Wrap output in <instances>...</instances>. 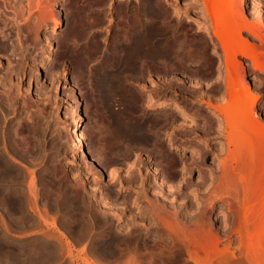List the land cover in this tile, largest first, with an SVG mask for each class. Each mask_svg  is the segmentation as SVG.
Here are the masks:
<instances>
[{
	"label": "rangeland",
	"instance_id": "obj_1",
	"mask_svg": "<svg viewBox=\"0 0 264 264\" xmlns=\"http://www.w3.org/2000/svg\"><path fill=\"white\" fill-rule=\"evenodd\" d=\"M74 1H75V3L73 2V0L72 1L71 0H60V5H59L58 10L60 9V13L63 16V20H62L63 25L59 26L57 31L53 30L54 29L53 23L48 24V26L45 29L44 28L41 29L38 36H37V43H39L38 42V40H39L40 46L35 45V47L38 46L37 49L35 48V50H34V44L31 41H27L25 43V37L24 36H19L18 38L16 36H14V40H16V43H19L20 50H22L23 53L27 52V54H31V56H30V60H28L24 66L25 75L23 76V78L19 79V78H17V76H15L16 80L13 79L12 81H14V82L10 81L7 84L6 88H9L12 85L11 86V88H12L11 92L12 93L8 94L3 90V88H0V91L2 90V92H0V94L2 93L0 95V105H1V108H0V110H1L0 111V130L2 129V132L6 133L7 136L9 134L8 137H10L12 134L16 137L17 135L14 132H15V129L18 127L17 125H19V128H20V127L24 126L23 123L26 124V123H29L32 121L31 123H29L30 125L27 124V126H25L26 128L23 127V128L19 129L20 135L18 137H16L17 139L16 138L15 139L18 142L23 141V138L25 137V139H27V137H29L28 135L30 133L31 135L28 138V140L31 139L29 141H32V142H30L29 148H30V146H33L32 148H34V146L36 145L34 149L31 148L32 149L31 151L32 152L35 151L36 153L31 152L32 156H30L29 153L27 155H25V157H22L21 155L16 156L15 155L16 151L14 150L15 149L14 146H13L14 149L10 147V146H12V143L10 141H12L11 137L13 135L10 138L6 139L7 141H8V139L10 140V141H8V145L10 144L9 148H11L10 150L6 149L4 151V153H6V155H7V156L5 155L7 158V159L5 158V160H8L6 163H8V162H9V164L11 163L10 165H12V167L15 169V172H16V168H18L17 169L18 173L16 172L15 175H13L14 177L11 176L13 178V180L10 177V180L8 179L5 183H2L6 186H4V185L1 186L2 193L6 197V203L7 202L8 203H7V205H6V203L0 204V264H97V262H98V264H104V263L105 264H126L128 262L127 260H131V259H129V257H131V258L134 257V258L132 259V261H129L127 264H130V262L131 263L133 262L132 264H135V263L136 264H169L168 262H166V261H168V258H166V256H168L169 252L168 251L164 252V253L161 252L162 246L164 243H166V244H168V246L170 245L168 247V249H172L173 252L176 253L178 246L182 243L181 239H179L177 237L178 235H181V236L188 235L191 238H194L195 241H196V239L198 241V239L201 236H209V237H211V239H214L213 243L210 242V244H212V247H213V244L217 240L220 242L218 244L219 245L218 249H222L224 247V245H226V244L228 245L231 242L229 245H231V244L232 245L229 247V250L231 249L232 251L235 252L234 260L236 263H234V264H238L241 259L243 262H245V259H244L245 255H247V252L249 249H252L255 251V256L257 255V259H256V257L254 259L253 258L251 259L252 264H264V210H261L258 208L255 210L256 213L253 215V218L251 219L249 226H248V229H247L249 234L247 235V237H246V235L244 237L245 240H244V245H243L242 249L239 248V240H238L239 235L237 232V228L240 227V222H239L238 217H239V214H240V211L242 208V204L244 205V193H246V192H243V190H241V188H238V192H237L238 198L237 199L214 200L213 201L215 204L214 206L208 205L207 204L208 202H206L204 199H199L195 202L194 206L189 207L188 209L184 210L181 213L178 212V214H176V216L172 213V211L175 212L176 209H177V211H178V209L181 210V208L178 207L179 204H182V203H184V201L187 200V198H185L183 196H178L174 192L175 191L174 188L177 189V187H180L182 183L184 184L186 182V180L188 181V179H189L190 183L192 181V183H191L192 186H190L191 189H188V191L190 190L192 192V195L189 197V198H191V197H193L194 193H196L197 191H204V189L207 188V185H209V183L212 180L215 181V183H216L217 178H216V180L213 178L212 179L210 178L212 175V171L215 173L214 170H217L216 169L217 167L215 164L218 165V160H219L218 159L219 157L218 158L215 157V155H216L215 152L217 150H220L219 148L221 146L222 147L226 146V144H224V143H226V140L224 138L212 139L210 134L205 135L207 137L196 135L195 137H193L194 139L191 137H188V138H191V139H188L186 136H183L184 138L181 137L182 136L181 134H180L181 135L180 136L178 134L172 133L175 130V128H173V127H175V126L177 127V124L180 125L183 122H189L188 120L191 119L192 117L186 119L185 117H181L178 114L171 112L170 110H166V112H165V110H163L164 113H166V115H167L166 116L167 120L168 119L170 120L169 121L170 125L168 123L166 125L164 122L165 119L163 121L160 120V118H165V117H162V116L160 117L159 115H157L160 111L161 112H163V111L161 109H159V107L156 105L149 106L148 105L149 104L148 99L149 98L151 99V96L153 95L152 93L154 92L155 96H157L160 99L167 100L171 103L179 102L180 104L184 105L183 107L186 108V110L190 113L191 116H194V114L199 115V113L201 114L200 111L204 110V111H206V114L203 111L202 114H204V115L201 116L202 118L200 117L201 119L199 118V120H201L202 122L205 121L204 123H202L200 121L201 124H203V126L205 125V123L208 122L207 120H209V119H207V118H209V116L210 117L213 116V118H215V120H217V118H216L217 115L212 114L210 112L211 109L205 103H201V102L199 103V102H196L194 100V96L196 99L197 97L198 98L202 97V95H203L204 99H207L210 101L212 99L213 102H216V100L218 98L220 99L219 96H221V94L215 92L213 89V86H212L216 82L215 78L214 77H212V79H211V77L209 78L210 70L204 69V71H203V68H201V70H200V68L197 69L198 68L197 67L196 73H194V69H192L193 72H190L191 68H193V66L189 67L190 68L189 71H188L189 68L185 69V70H187V72L182 70L181 67H180L181 70L178 67L176 69L169 68V70H168L167 67L166 68L164 67L163 63L160 61V59L157 55H154L152 57L148 56L146 60H148V59H150V60L148 62L146 61L147 62L146 66H145L146 73H144V74H146L145 75L146 77L142 78L144 76L143 75L141 78L138 79V77L136 76V74H137L136 72H134L136 74H133V72H130L129 76H131V77H129V80L131 82L130 81H129L130 83L128 82V86L125 89L128 92L126 91V94H124L125 90H122L123 91V94H122L121 90H120V92H117V90H116L115 92H111L112 95H109V93L103 91L109 95V96L107 95L108 97L107 96L105 97L106 94L105 93L102 94L101 93L102 91H100L98 89V87H96V84H97L96 80L98 77V69H99L100 65H102L100 62L105 63L104 62L105 60H106V62H108L110 60H115V57L117 58L116 48L114 47V46H116V44H115L116 42L114 40H117L118 37H116V36H120V34L125 30L124 25L127 21L126 19H128L127 15L129 13H131V11H134V10L137 11L136 6H138L137 4H139V3L136 0L135 1H133V0H100V1H97V0H74ZM163 1L165 2V0H162L161 5L163 4ZM176 1L177 0H175V2H174V0H173L174 3H176ZM186 1L189 3H187ZM186 1L185 0H178V5H176V7L178 10L181 8L179 10L180 12H186L187 11L186 10L187 6H185L187 4H188L187 9L191 11V9L189 8V6H190L189 4L191 3V0H189V1L186 0ZM171 2H172V0H171ZM242 2H243L242 3L243 5H246L245 9L247 10L248 14L253 13L252 16L255 15V16L259 17L260 15L258 16L257 14H259L261 11H264V0H242ZM184 3H187V4H184ZM74 4H76L77 7ZM78 6H80L81 10H82V7H84L86 9V11L89 9L87 11L88 13L85 11V9H83L81 11L82 12L81 13L80 8ZM128 6H129V8H128ZM130 7H132V8H130ZM172 7H174V6H172ZM202 9H203L202 6L195 9V11L197 10L196 11L197 15L200 13V11H202ZM83 11H85V12H83ZM89 12H90V14H89ZM80 13H81V15H80ZM78 15L80 18L78 17ZM129 15H128V17H129ZM197 15L193 16V17H195L194 19H197V17H198ZM94 16L97 18V19L95 18L96 20L94 19ZM73 17L80 19V20H78V23L80 24V27H84V28H78V32H76V34L80 33L79 35L78 34L76 35L75 32L72 33L70 38H72V36H73V38L71 39V43H70L69 42L70 40L68 37L70 28H67L68 27L67 24L68 23L70 24L72 22L71 25L72 26L74 25V18ZM263 18L264 17H262V21H263V25H264ZM86 19H87V21L89 20V22H86ZM175 21H176L175 19L171 20L173 25H175V23H176ZM81 22H83V23H81ZM90 26H93V28H91ZM191 27H193V28H191ZM67 29H69V30H67ZM182 29L183 28L180 29V31L184 32V34L181 32L182 38L185 40L186 43H187V41L191 42L190 43L191 48H197V47L201 48L203 46H206L209 43V40L207 38H205V34L203 32H197L196 31L197 28L194 24H193V26L191 25L189 28H184L185 30H182ZM52 31H54V32H52ZM50 32H52V34H50ZM66 34H68V35H66ZM1 35L2 34H0V36ZM47 35H48V37H47ZM74 37H76V39ZM65 38L68 40L69 44L66 43L67 41ZM201 40H202V42H201ZM72 42L73 43L75 42V44L72 45ZM189 42L187 43L188 45H190ZM194 42L196 43V45ZM200 42L202 44H206V45L202 46V44ZM30 45H32L33 48ZM70 45H72V47ZM74 45H76V47H75L76 50L73 48ZM93 45L96 48H94V47H93L94 49L91 48ZM89 46H91V47L88 48ZM27 47L29 48V50L31 49L33 53H31V50L29 51ZM47 47L48 48L50 47V49H51L50 50L51 52H49L48 54L46 52L48 50ZM68 47L70 49L73 48V50L75 52L74 55H76L77 57H79L81 55L82 56L77 59V57L73 55V50L71 49L72 52H71V50L69 52ZM41 48H42V50L44 49L43 50L44 52L41 50ZM65 48H67L68 50ZM92 49L94 51L95 50L96 51L93 52ZM84 50L87 51V53H89L90 51L91 52L89 53V55L88 54L86 55V53L82 54L81 52H85ZM10 51H12V48L6 54L2 55L0 60L2 61V63L6 67L9 66V68H13V67L17 68L21 64V63H18L20 56L16 55V57H15L13 55V53ZM78 53L81 55H79ZM206 53L207 52H205V55H206ZM113 54L116 55L114 58H113V56H114ZM36 55L38 57L35 58ZM84 55L87 57L90 56L89 58L90 59L92 58L91 59L92 61H90V60L88 61L87 57H85ZM32 56H34V57L31 59ZM110 57L112 59H109ZM153 57H155L154 60L152 59ZM205 57H208V54ZM80 58H82L85 63L84 62H78ZM34 59L35 60L37 59V60L35 61ZM41 59L44 62L43 64L40 63ZM44 59H46L47 63L45 62ZM155 59H157V60L159 59L158 60L159 63L157 61H155ZM156 62L158 64H156ZM78 63H80V65ZM99 63H100V65H98ZM80 66H82L83 69ZM159 66H163V67L159 68ZM147 67H148V69H147ZM53 70H54V72L56 71L57 73L56 72L54 73ZM185 72H186V74H185ZM203 73H206V74H203ZM52 76H54V77H52ZM253 77H254L253 72L248 74V79L252 80L253 89H255V90L257 89L255 91V93H257V96L259 95V97H257L258 101L256 103V113H258V115H259L258 117H260L261 119H264V104H263L264 103V93H263L264 89L261 86V84H259L258 82H257L258 84L255 82L256 85H255V83H253ZM136 78L138 79V81ZM194 79H196V80H194ZM21 80H22V82H21ZM95 81H96V83H95ZM53 83L56 84V86H54ZM130 84H132V85H130ZM44 85H46V88L43 89ZM47 86H48V88H47ZM195 86H197V87L195 88ZM198 86L200 89L198 88ZM128 87H131V88H128ZM256 87H258V88H256ZM259 87L262 89L260 90ZM129 89H130V91H129ZM17 90H18L19 94H18ZM198 90H200L201 93ZM15 92H17V93H15ZM141 92H142V94H141ZM13 93L16 94V96H14ZM119 93H121V94H119ZM136 93L138 94V98H136L137 97ZM164 93H165V95H164ZM214 93H217V96L219 94V96L217 97L216 95H214ZM101 94L103 95V97ZM199 95H201V96H199ZM207 95L209 97H206ZM39 96H41V97H39ZM42 96H44V97H42ZM48 96H50V97H48ZM133 96H134V98H133ZM142 97L145 100H147L148 102L145 101ZM121 98L123 99V101H121ZM146 98H148V99H146ZM6 99H7V101H6ZM110 99H111V101H110ZM124 99H125V101H124ZM138 99H140V101H138ZM14 100H17L18 103H17V101L15 102ZM36 100L40 106L37 105ZM4 101L8 102L9 107H8V104H6ZM30 101H32L31 103L33 104V106L30 104ZM38 101H40V102H38ZM126 101H128V103L132 102L134 104L133 107H132L131 103H130L131 105L129 104V106H128V103ZM13 102H15V103H13ZM24 102H25V104L28 103L30 105V107L25 108L26 106H25V104H23ZM78 102H80V103H78ZM123 102L124 103L126 102V103L124 104ZM134 102L135 103L138 102L139 104H142L144 107L141 105H138V103L135 104ZM12 103L15 104L14 107H13ZM77 103H78V106L80 105L79 107L77 106ZM22 104H23V108L21 107ZM42 104H45V106ZM144 104H146V105H144ZM4 106H6L8 108V110ZM10 106H12V108H10ZM37 106L41 109L42 112L40 111V109ZM261 106H262V108H261ZM135 107H137V108L139 107V108L137 109ZM141 108H143V109H141ZM133 110H136L137 112H134ZM143 110H145V111H143ZM196 110H197V112H196ZM127 112L130 114L128 115ZM132 112L134 113V115L132 114ZM144 112H145V114H143ZM169 112L172 113L173 116H171V114ZM40 113H42V115ZM119 113H121L120 115H122L123 118L121 116H119ZM64 114H66V115L68 114L69 116H66ZM125 114H126V116L127 115L128 116L127 117L124 116ZM137 114H138V116H137ZM168 114H170V115H168ZM148 115H150V116H148ZM154 115L157 116L156 117L157 119L154 117ZM174 115L179 116L180 120L182 119V122L178 119V117H175ZM79 116H81V117H79ZM117 116H118V118L120 117L121 120L124 119V121L128 122V124L131 123L132 125H133L132 122H134L133 120L134 119L136 120L140 116L136 120V122H134V125L139 124L141 126L143 125L144 127L146 126L145 128H147V129L150 128V129H148L151 132L150 134H152V130H153V135H149V133H148L149 136H154V138L156 139L155 140L153 137H150L153 139V141L155 140L154 142H152L153 145H151V143H150V140L152 141V139L148 138V139L144 140L145 143L147 144V146L146 145L145 146L148 148V151L149 152L151 151L150 153H148L146 147H142L145 154H144L143 150H141L140 146H142V143H144V141L139 140L141 142V143H139L138 140H137L138 142H136V140L128 139L125 136H122L121 138L125 139L123 142H124V145H125V143H127L126 148L124 147V145L120 144V146L122 145L123 149L125 148L124 150L118 144H117L118 148L116 146L114 147V145L113 146L111 144H110L111 146L109 145V142H111L112 139L114 138L112 136L115 133L114 127H116L115 125L117 124V122H116ZM129 116H130V118H129ZM142 116H144V118ZM168 116H171V117L168 118ZM131 117H133L134 119H131ZM172 117H173V119H170ZM203 117L205 120L203 119ZM33 118H35V119H33ZM126 118H127V120H126ZM175 118L177 120H175ZM21 119H22V121H23V119L25 121L27 119H29V122L23 121V123H22V121L20 122ZM145 119H146V121L148 120V122H146ZM184 119L187 121H185ZM220 119H222V118H220ZM63 120H65V121H63ZM66 120L70 121L69 124L71 126L68 124V122L66 123ZM154 120L157 123L159 122V124H156L154 122ZM218 120H219V116H218ZM18 121L20 122V124H17V123H19ZM140 121L141 122L143 121L142 122L143 124ZM173 121H174V123H173ZM176 121L179 123H177ZM161 122H164V124L161 125ZM77 123H79V124H77ZM147 123L150 125L148 126ZM28 125H29V127H28ZM31 125H32V127H31ZM151 125H153L154 127ZM171 126H172V128H171ZM35 127H36V130H33V129H35ZM74 127L76 128V130L74 129ZM165 127L167 130L165 129ZM27 128L29 131H27ZM70 128H71V130H70ZM7 129H8V133H7ZM21 129H23V130H21ZM30 129H32V131H33L32 133L30 132L31 131ZM158 129L161 131H158ZM82 130H84V131H82ZM162 130H163V132H162ZM9 131H11V132H9ZM22 131H23V133H22ZM69 131H71L73 133H70ZM74 131L76 133H74ZM81 131L83 134L80 133ZM155 131L160 133L159 134L160 138L158 137L159 139L156 137L157 134ZM167 131H169V132L166 133ZM27 132H29V133H27ZM25 133L27 136H23V134H25ZM84 133H86V134H84ZM78 134H80V135L82 134L81 136H84V138L82 137V142L84 143V146L86 147V149H88L91 153L95 152L94 153L95 155L100 154L99 158H100L101 163L96 162V164H98V167H99L98 170L92 167L94 165L91 164V162H90L91 159L90 160H83V158L81 156L82 152L80 151L79 144L77 143V141H75V140H77L76 137ZM80 135H78V136H80ZM114 136H115V134H114ZM163 136H165V137L163 138ZM170 137L172 138V140L169 139ZM42 138L45 140H43ZM73 138H74V141H71V140H73ZM185 138H186V140H185ZM204 138H205V140H204ZM83 139H84V141H83ZM36 140H38V141H36ZM162 141H164L163 142L164 144L162 143ZM172 141H173V143H172ZM174 141H175V143H174ZM246 141H247V139H245V142ZM20 143L22 145H24L23 142H20ZM158 143L160 145L162 144L161 147H160V145L158 146ZM209 143H212L213 147L215 149L209 148L207 151H205L207 149V146L209 145ZM221 143H223V144H221ZM216 144H218V145H216ZM135 145L139 146V148L137 146L135 148L132 147ZM256 145L258 148V149L255 148V150H254V152H255L257 149V152H255L256 155H255V153H253L251 156V158L253 157V159H252L253 162H252V160H250L251 158H249V162H247V161L246 162L249 164L252 162L254 164V166L256 167L255 171L249 175V179L251 180V182H255V185H256L254 188L256 191L255 198L260 199L262 197V192H261L262 190L260 187L261 184L259 182L263 181V178H264V139L258 140L256 142ZM76 146H77V148H76ZM127 146H128V148H127ZM216 146H217V148H216ZM155 147L157 149L161 148L162 150H164L167 154L166 155L167 157L165 156L163 151L162 152H163L164 156L161 155L162 154L161 149L160 150L158 149V151H157V149L155 150ZM199 147H200V149H199ZM102 148H104V149L102 150ZM119 148L122 149V150L120 149V151L122 153L124 151L125 155H124V153L123 154L120 153V151L118 150ZM144 148L146 149V151ZM95 149H97V150L99 149L100 152L99 151L96 152ZM125 150L127 151V154H128L127 156H126ZM154 150H155V152L157 151V153H155ZM9 151H11L12 153L11 152L9 153ZM13 151H15V152H13ZM159 151L161 154L158 153ZM38 152H39V154H38ZM34 153H35V155L33 156ZM96 153H99V154H96ZM12 154L15 155V157H16L15 160L18 162L20 161L21 163H18L15 160H13L14 157L12 158ZM147 154H149V155H147ZM136 155L138 157L140 156V158L143 156L142 159L144 161V165H143V161L140 160V162L142 163L141 164L138 161V158H135ZM160 155H161V158H160ZM202 155H203V157H201ZM26 156H27V158L29 156L30 157L27 159ZM197 156L198 157L200 156L201 158L198 159ZM9 157H11V158H9ZM147 157H150L151 159L150 158L147 159ZM36 158H38V159H36ZM165 158H167V159H165ZM193 158H195V159L193 160ZM162 159H165V161H162ZM200 159H201L203 165L201 164V161H199ZM213 159L216 162L213 161ZM9 160H11V161H9ZM12 160H13V162H12ZM132 160H133V162H132ZM247 160H248V158H247ZM14 161H15V164H14ZM145 161H147V163ZM184 161L185 162L187 161V165H191V166L189 167L187 165H183V164H186ZM193 161H194V163H193ZM195 161H196V163H195ZM134 162L136 165H138V167L140 165V167L138 168L136 165H133L134 167L131 166V164H134ZM190 162H191V164H188ZM198 162L200 163V166L197 164ZM86 163H88V164H86ZM20 164H22V166ZM26 164H28V165H26ZM158 164H160L159 167H160V170H162L161 171V173H163L162 175L164 176L166 174L165 176H167V178H166L167 181L170 180L172 177V179L170 180L171 182L168 181V184H160L159 185V181L157 183L156 182L157 180L156 181H155V179L152 180L153 179V177H151L152 173L150 174V172H149L151 170L150 167H152L153 165H158ZM25 165H26V167H25ZM51 165H53V166L51 167ZM19 166H20V168H19ZM23 166H24V168H23ZM28 166H29V168H28ZM59 166H60V168H62L61 170H60ZM87 166H89L88 167L89 169H90V167H92L90 169L91 173L89 172L90 175L87 173L88 171H86V170H88ZM127 166H129V167H127ZM182 167H183V169L185 167L186 168L183 170ZM25 168H26L28 173L29 172L31 173V171L33 173L34 172L35 173L32 174V176H31V174L26 175L27 172H26ZM44 168H46L47 170L49 169L50 171L49 170L47 171ZM52 168H53V170H51ZM54 168H55V170H58V168H59V172L56 171L55 175L53 173ZM200 168H202V169H200ZM28 169L30 171H28ZM31 169H33V170H31ZM24 170H25V172H23ZM43 170H45V173H46V171L48 172V173H46L47 175H42ZM136 170H137V172H136ZM201 170L203 172H200ZM111 171L114 174L117 171L116 172L117 175L114 176L112 174V176H111L110 175ZM132 171H133V173H132ZM134 171H135V174H138L139 172L142 171L143 173L142 172L139 173V175H141V177L143 176L142 179L146 178V176L148 178L151 177L150 183H152L153 181L156 182L158 184L156 186L157 189L159 191H161V189H162L161 192L163 193L164 197H162L163 195L158 196V194L152 192L153 190L151 188L147 191L149 183L144 185V190H142L143 187H142V184H140V181L138 182L137 186L134 185L131 187V184H129L130 182L127 180V178H128L127 176L130 172H131L130 173L131 175H134ZM144 171H146V172H144ZM21 172H23L25 174L24 175L20 174ZM146 173L149 174L150 176L147 175ZM200 173H202V174H200ZM50 174H52V175H50ZM130 174H129V176H130ZM17 175L18 176L23 175L24 177L28 176V178H30V180L26 181L25 178H22L23 176L22 177L20 176L23 179L22 180V179H20V177H17ZM34 175H36V176H34ZM53 175H54V177L55 176H57V177H55L54 179H51L52 178L51 176H53ZM88 175H89V177L87 178ZM118 175L120 177L119 178L120 181L117 180ZM42 176L43 177L46 176L45 179ZM113 176H114V178H113ZM33 177H34V181L36 180L35 181V189L33 190L34 193L31 192L32 190L30 189V185H29V183L33 179ZM58 177H59V179L60 178L62 179V182H61V180H59V181L57 180ZM78 177L80 178V181L83 180V187L85 185L84 188L86 190L83 187H81L82 184L80 185V187L84 191L83 190L81 191L80 187L77 186L80 183ZM124 177H127V178H124ZM77 178H78V180H77ZM82 178H84V179L86 178V179L84 180ZM95 178L98 179L97 182H96ZM99 178L101 179V181ZM168 178H170V179H168ZM46 179H48V180L46 181ZM113 179H116V180H113ZM121 179H122V181H121ZM205 179L206 180L208 179L207 180L208 184L205 187L198 184V182H201ZM49 180L53 181V185L51 184V182L50 183L48 182ZM54 180L56 183H54ZM67 180H70V182H67ZM124 180H126V181H124ZM10 181H11V183H9ZM20 181H21V183H18ZM23 181H25V183ZM94 181H95V185L93 183ZM98 181H100V183H98ZM213 181H212L211 185L213 184ZM26 182H29V183H27V185H29V187L27 185H24V184H26ZM46 182H48V184H50V185H48ZM57 182H59V183H57ZM71 182H72V187L70 186L71 184H68ZM76 182H78V183H76ZM6 183H8V185ZM75 183H76V186L73 187V185H75ZM15 184H17V186ZM19 184H21V185H19ZM127 184L130 186H128ZM139 184H140V186L138 187ZM122 185H124V187ZM162 185L163 186L166 185V187L164 188V187H162ZM93 186H94V188H93ZM159 186H161V187L158 188ZM169 186H170V188H169ZM67 187L70 190H68ZM76 187L79 188V191ZM119 187H121V188L119 189ZM134 187H136V188H134ZM171 187H173V188H171ZM74 188H75V190L77 189L76 191H78V192H75V194H76L75 196L73 195V193H71V192H73ZM91 188H93V190ZM117 188H118V190H117ZM27 189H29V192L31 193V195H27V193H28ZM170 189H171V191L168 192ZM36 190L38 191V193ZM94 190H96V191H94ZM69 191H70V193H69ZM92 191L94 193H92ZM140 191H143V192H140ZM145 191H146V193H144ZM89 192L92 194H90ZM128 192L129 193L132 192L133 194L132 193L129 194ZM148 192H149V194H148ZM114 193H116L117 195ZM34 194H35V196H34ZM69 194H72V195H69ZM144 194H146V196H144ZM147 195H148V197H147ZM27 196H28V198H27ZM31 196L32 197L34 196L35 198L33 197L32 199H29V197L31 198ZM104 196L106 197L105 200H103ZM127 196L129 197V199L132 197L133 198L130 199V201H129ZM135 196L136 197L141 196L142 198L139 197V199H138V197L136 198ZM80 197H82V199ZM124 197L126 199H124ZM134 197H135V199H134ZM10 198H11V201H13L14 203H11ZM37 198H38V200H37ZM78 198L80 199L79 201H77ZM109 198H110V200L107 201ZM143 198H145V199H143ZM7 199H8V201H7ZM28 199L30 201L33 199L34 200L36 199V201L33 200V202L31 201L32 203H29V204H31V206L33 204L32 207L31 206L29 207V204L27 202V201H29ZM97 200H98V202H96ZM126 200H127V202H126ZM133 200H134V203L132 202ZM151 201H152V203H151ZM76 202H77V204L80 203L79 205H81L82 202L83 203L85 202V204L82 203V209H81L80 206L76 207V204H75ZM92 202H94V204ZM9 203H11V206L14 208H11ZM137 203H139V206ZM153 203L157 204L158 206L157 205L154 206L155 204H153ZM175 203L177 204V206L175 205ZM4 204L6 205V207L8 206L7 209L6 208L4 209V207H5ZM27 204H28V206H27ZM151 204L155 207V209H153V206ZM35 205H36V208H34ZM237 205L239 207H237ZM130 206H131V208L132 207L133 208L131 209ZM172 207H174V208H172ZM229 207H231V211L229 210ZM157 208L159 209L158 210L159 213L152 211V210L156 211ZM29 209H30V211H29ZM79 209H80V212L78 211ZM141 209H142V211H141ZM40 211H42V212L44 211L43 214ZM145 211L147 213H145ZM45 212H47L46 215H44ZM187 212L192 216L191 218H187V215H186ZM139 213H140V215H139ZM171 213L173 214L174 217H172ZM1 214L3 215V217ZM47 214H48V216H47ZM20 215H21V217H20ZM5 220H6V222H5ZM89 220H90V222H89ZM165 222L166 223L171 222L175 226L174 231H172V229H169L164 224ZM3 224H4V226H3ZM39 224H40V226H39ZM22 226H23V228H22ZM92 226L94 229L92 228ZM7 227H9V229ZM26 229H28V231H26ZM91 229L93 230L92 231L93 234L90 231ZM89 231H90V233H89ZM255 231L256 232L258 231V233L257 234L254 233ZM86 232H88L89 234ZM85 234H87V235H85ZM127 234H128V236H127ZM165 235H167V236H165ZM164 236H165V238H164ZM171 238H173V239H171ZM64 244L66 245L67 250H66ZM136 244H137V246H136ZM211 248H210V250H212ZM226 248H228V246ZM198 249H199V247H198ZM224 249H223V251H224ZM199 250H198V254L201 258L204 259V258L208 257V255H206L207 252L205 253L204 250L201 251L202 249L200 251ZM84 251H86V252H84ZM223 251H219V255L224 253ZM213 252L211 251L210 254L212 255ZM134 254H135V256H134ZM135 258H137V259H135ZM149 260H151V261H149ZM236 260H238V261H236ZM246 263L248 264L247 261H246ZM189 264H194V263L191 262ZM212 264H218V260L216 258H214V260L212 261Z\"/></svg>",
	"mask_w": 264,
	"mask_h": 264
},
{
	"label": "bare ground",
	"instance_id": "obj_2",
	"mask_svg": "<svg viewBox=\"0 0 264 264\" xmlns=\"http://www.w3.org/2000/svg\"><path fill=\"white\" fill-rule=\"evenodd\" d=\"M72 1V0H71ZM97 1H100V0H97ZM135 1V0H133ZM132 1V2H133ZM139 4H137L138 6H136L135 8L137 9V11H131V13H129V17L127 15V18L126 19V23H125V30L120 34V36H116L118 37L117 40H114L116 43V46H114L116 48V55H117V58L115 57L116 55L113 56V58L115 57V60H110L108 62H106V60L104 61L105 63H102L100 62L102 65H100V63L98 65H100L99 69H98V77H97V84H96V87H98V89L100 91H102L101 93H109V95H112L111 92H115L117 90V92H122L123 94V91L122 90H125L126 87L128 86V82L130 81L129 80V74L130 72H133V74H136V76L139 78H141L143 75L142 78L146 77L144 73H146L145 71V66H146V63L150 60H146L148 56H154V55H157L160 59V61L163 63L164 67L168 68H171V69H176L177 67L178 68H182V70L186 71L185 69H188L189 67L193 66V68H191V71L190 72H193L192 69H194V73H196V68L201 70V68H203V71L204 69H208L210 70L209 72V78L211 77H214L216 82L214 83L213 86V89L215 92L221 94V96H218L220 97V99L218 98L216 100V102H213L212 99L211 101L210 100H207V99H204L203 98V95L202 97H197L195 99V96H194V100L196 102H201V103H205L210 109H211V113L214 114V115H217V120H215V118L210 117L207 118L209 120H207L208 122L205 123V125L203 126V124H201V120H199V118L201 116H203L204 114H202V112L204 111H200L201 114L199 113V115H195L194 116H191L190 113L186 110V108H184L182 104H180L179 102H169L167 100H164V99H160L158 98L157 96H155L154 92L152 93L153 95L151 96V99L149 100L148 98V101L145 100L143 97V99L145 101H147L149 104V106H153V105H156L159 107V109H161L162 111L165 110H170L171 112L175 113V114H178L179 116L181 117H185L186 119L187 118H191L189 119L188 121L189 122H182V119L180 120L179 116H175V117H178V119L181 121L180 125L177 124L179 122H177V127H173L175 128V130L172 132L174 134H178L180 135L181 137L183 136H186L187 138L188 137H195L196 135H199V136H205L207 134H210L211 135V138L212 139H217V138H224L226 140V146L224 147H220L219 149L220 150H217L215 153V157L218 158V165H216V169L217 170H214L215 173L212 171V175H211V179H215L217 178L216 180V183L215 181H213V184L211 185L212 181L209 183V185H207L208 183V179L206 180H203L201 182H198V184H200L201 186H206L207 185V188L204 189V191H195L196 193H194L193 197L189 198L191 195H192V192L188 189H191L190 186L191 183L189 182L190 180L188 179V181L186 180V182L183 184H181L180 187H177L174 188L175 189V193L178 195V196H183L185 198H187L186 201H184V203L182 204H179L178 207L181 208V210L177 209L175 210V212L172 211V213L176 216V214L181 213L183 212L184 210L188 209L189 207L191 206H194L195 205V202L199 199H204L206 202H208L207 204L210 205V206H214V200H223V199H230V200H233V199H237L238 196H237V192H238V188H241V190H243V192H246L244 193V205L242 204V208H241V211H240V214H239V222H240V227L237 228V232H238V235H239V248L242 249L243 245H244V240H245V235L247 237V235L249 234L248 232V226H249V223L251 221V219L253 218V215L256 213L255 210L258 208V209H261V210H264V178H263V181L259 182L261 185V192H262V197L260 199H257L255 198V195H256V191H255V182H251V180L249 179V175L252 174L254 171H255V166L254 164L252 163L253 162V157L251 158L252 154L257 152V145H256V142L258 140H262L264 139V119H261L260 117H258V113H256V103H257V97H259V95L257 96V93H255V89H253V84H252V80L251 79H248V74L250 73H254V77H253V83H259L261 84V86L263 87L264 89V25H263V21H262V17H264V11H261L259 14H257L259 17L253 15L252 14H248L247 10L245 9L246 8V5H243L242 3V0H191V3L189 4V8L191 9L188 10L187 7H188V4L189 2H186L187 3H184V4H187L185 6L186 7V12H180L179 10L177 9L176 5H178V0L175 2H171V0H165V2L163 1V4L161 5V1L162 0H136ZM189 1V0H188ZM73 2L75 3V1L73 0ZM63 4V3H62ZM72 4V3H71ZM78 4V3H77ZM135 4V3H134ZM59 5H60V0H0V34H2L0 36V58L2 57V55L6 54L11 48H12V52L13 55L16 57V55H19L20 56V59L18 60V63H21L19 65V67H13V68H9L6 67L2 61L0 60V88H3V90L6 92V93H12L11 91V86L9 88H6L7 84L12 81L13 79L16 80L15 76H17V78H23V76L25 75V69H24V66L25 64L27 63L28 60H30V56L31 54H27L26 53H23L22 50H20V46H19V43H16V40H14V36H16L17 38L19 36H24L25 37V43L27 41H31L33 44H34V50L35 48L37 49L38 46L35 47V45H39L40 41L38 40L39 43H37V36L40 32L41 29H45L48 24L50 23H53V30L57 31L59 26H62L63 23H62V20H63V16L61 15L60 13V9L58 10L59 8ZM76 5V4H74ZM73 6V5H72ZM174 6V7H172ZM200 6L203 7L202 11H200V13L197 15V10L195 11L196 8H199ZM61 7V6H60ZM77 7V5H76ZM80 8V6H78ZM78 8V9H79ZM129 8V6H128ZM132 8V7H130ZM257 8V7H256ZM66 9V8H65ZM85 9L84 7H82V10ZM259 9V8H258ZM81 8H80V12L82 11ZM89 10V9H88ZM87 10V11H88ZM131 10V9H130ZM77 11V10H76ZM86 11V9H85ZM83 11V12H85ZM86 11V12H87ZM128 11V10H127ZM70 12V11H69ZM72 12V11H71ZM78 12V11H77ZM91 12V11H90ZM89 12V14H90ZM255 12V11H254ZM259 12V11H258ZM79 13V12H78ZM77 13V14H78ZM82 13V12H81ZM80 13V15H81ZM88 13V12H87ZM256 13V12H255ZM72 14V13H71ZM76 14V15H77ZM114 15V14H113ZM198 16L197 19H194L195 17L193 16ZM79 17V15H78ZM93 17V16H92ZM261 17V18H260ZM72 18V17H71ZM74 18V25L72 26L71 23L69 24L68 22V27L67 28H70V31H69V42L71 43V39L73 38H70L72 33L75 32H78V28H84V27H80V24L78 23V18ZM80 18V17H79ZM82 18V17H81ZM96 17L94 16V19ZM97 19V18H96ZM95 19V20H96ZM176 20L175 22V25H173V23L171 22V20ZM94 20V21H95ZM264 20V18H263ZM93 21V22H94ZM86 22H89V20L87 21L86 19ZM83 23V22H81ZM193 24L196 26L197 28V32H203L205 34V38H207L209 40V43L206 45V44H202V40H201V44L202 46L203 45H206V46H203L201 48L197 47V48H191V42L187 41V43L189 42L190 45H188L185 40L182 38V33L184 34V32L180 31L181 28H183L182 30H185L184 28H189L191 25L193 26ZM190 25V26H189ZM86 26V25H85ZM189 26V27H188ZM91 28H93V26H90ZM72 28V29H71ZM75 28V29H74ZM193 28V27H191ZM212 28V29H211ZM121 29V28H120ZM69 30V29H67ZM187 30V29H186ZM54 32V31H52ZM52 32H50V34H52ZM86 32V31H85ZM120 32V31H119ZM182 32V33H181ZM187 32V31H186ZM185 32V33H186ZM91 33V32H90ZM78 34V33H77ZM76 34V35H77ZM80 34V33H79ZM78 34V35H79ZM86 34V33H85ZM83 35V34H82ZM87 35V34H86ZM92 35V34H91ZM46 36V35H45ZM48 37V35H47ZM78 37V36H77ZM53 38V37H52ZM76 39V37H74ZM21 39V38H20ZM66 39V38H65ZM78 39V38H77ZM206 39V40H207ZM74 40V39H73ZM79 40V39H78ZM257 40V41H256ZM61 41V40H60ZM66 43L69 44L68 40L66 39ZM13 42V43H12ZM15 42V43H14ZM51 42V41H50ZM76 42V41H75ZM75 42L73 43L72 42V45L75 44ZM204 42V41H203ZM207 42V41H206ZM195 43V42H194ZM193 43V44H194ZM95 44V43H94ZM22 45V44H21ZM72 45H70L72 47ZM88 45V44H87ZM196 45V43H195ZM28 46V45H27ZM32 46V45H30ZM40 46V45H39ZM60 46V45H59ZM69 46V47H70ZM97 46V45H96ZM198 46V45H197ZM29 47V46H28ZM27 47V48H28ZM51 47V46H50ZM50 47L48 48L47 47V54L49 52H51L50 50ZM68 47V48H69ZM76 45H74V49H75ZM91 46H89L88 48H90ZM94 45L91 47L93 48ZM26 48V49H27ZM33 48V46H32ZM40 48V47H39ZM73 48H71L73 50ZM96 48V47H94ZM93 48V49H94ZM22 49V48H21ZM25 49V50H26ZM67 49V48H65ZM69 48V52L71 50ZM92 49V50H93ZM29 50V48H28ZM31 50V49H30ZM29 50V51H30ZM42 50V48H41ZM44 50V49H43ZM42 50V51H43ZM46 50V49H45ZM68 50V49H67ZM71 50V52H72ZM76 50V49H75ZM90 50V49H89ZM65 51V50H64ZM85 51V50H84ZM96 51V50H95ZM93 50V52H95ZM25 52V51H24ZM44 52V51H43ZM66 52V51H65ZM91 52V51H90ZM89 52V53H90ZM105 52V51H104ZM205 52L206 55L208 54V57H205ZM31 53L32 50H31ZM67 53V52H66ZM74 50H73V55H74ZM82 54L86 53V55L89 53H87V51L85 52H81ZM41 54V53H40ZM79 54V53H78ZM33 55V54H32ZM42 55V54H41ZM69 55V54H68ZM67 55V56H68ZM81 55V54H79ZM18 56V57H19ZM48 56V55H47ZM76 56V55H74ZM82 56V55H81ZM79 56V57H81ZM85 56V55H84ZM34 56L31 57V59L33 58ZM38 57L37 55L35 56V58ZM70 57V56H69ZM77 57V56H76ZM77 57V59L79 58ZM87 57V56H85ZM90 57V56H89ZM89 57H87V60L89 61H92ZM5 58V57H4ZM7 58V57H6ZM84 58V57H83ZM89 58V59H88ZM101 58V57H100ZM107 58V57H106ZM155 57H153L152 59L154 60ZM3 59V58H2ZM11 59V58H10ZM108 59V58H107ZM109 59H112L111 57ZM158 59V60H159ZM35 60V59H34ZM37 60V59H36ZM35 60V61H36ZM45 62H46V59H44ZM86 60V61H87ZM157 59H155V61H157L159 63ZM39 61V60H38ZM101 61V60H100ZM147 61V62H146ZM78 62H84L82 58L79 59ZM151 62V61H150ZM154 62V61H153ZM156 62V64H158ZM40 63H44L41 59V62ZM47 63V62H46ZM85 63V62H84ZM98 63V62H97ZM80 65V63H78ZM145 64V65H144ZM16 65V64H15ZM14 65V66H15ZM83 65V64H82ZM162 65V64H161ZM17 66V65H16ZM82 68V66H80ZM144 67V68H143ZM160 67H163V66H159ZM164 68V69H165ZM180 68V70H181ZM83 69V68H82ZM148 69V67H147ZM146 69V70H147ZM167 70V69H166ZM190 70V68L188 69V71ZM145 71V72H144ZM54 72V70H53ZM56 72V71H55ZM54 72V73H55ZM136 72V73H134ZM170 72V71H169ZM181 72V71H180ZM185 72V74H186ZM201 72V71H200ZM57 73V72H56ZM96 74V73H95ZM181 74V73H180ZM189 74V73H188ZM203 74H206V73H203ZM28 75V74H27ZM55 75V74H54ZM132 75V74H131ZM54 77V76H52ZM51 77V78H52ZM135 77V76H134ZM133 77V78H134ZM208 77V76H207ZM213 78V79H214ZM137 79V78H136ZM137 79V81H138ZM135 80V79H134ZM196 80V79H194ZM214 80V81H215ZM95 81V83H96ZM14 82V81H12ZM22 82V80H21ZM131 82V81H130ZM129 82V83H130ZM192 82V81H191ZM199 82V81H198ZM255 83V85H256ZM257 83V84H258ZM54 84V83H53ZM134 84V83H133ZM136 84V83H135ZM192 84V83H191ZM200 84V83H199ZM15 85V84H14ZM13 85V86H14ZM51 85V84H50ZM132 85V84H130ZM9 86V85H8ZM53 86V85H52ZM54 86H56V84H54ZM200 86V85H199ZM198 86V88H199ZM203 86V85H202ZM260 86V85H259ZM260 86V87H261ZM197 86H195L196 88ZM259 87V88H260ZM15 88V87H14ZM46 88V85L43 86V89ZM48 88V86H47ZM128 88H131V87H128ZM194 88V87H193ZM255 88V87H254ZM258 88V87H256ZM200 89V88H199ZM212 89V88H211ZM262 88H260L261 90ZM16 90V89H15ZM196 90V89H195ZM3 91V92H4ZM105 91V92H103ZM126 91L125 90L124 94H126ZM130 91V89H129ZM200 92V90H198ZM213 91V92H214ZM2 92V90L0 91ZM14 92V91H13ZM18 92V90H17ZM15 92V93H17ZM128 92V91H127ZM139 92V91H138ZM195 92V91H194ZM197 92V91H196ZM198 92V93H199ZM39 93V92H38ZM140 93V92H139ZM201 93V92H200ZM199 93V94H200ZM217 93H214V95L217 96ZM264 93V92H263ZM2 94V93H1ZM0 94V95H1ZM7 94V95H8ZM14 94V93H13ZM19 94V92H18ZM101 94V95H102ZM106 94V93H105ZM104 94V95H105ZM121 94V93H119ZM137 94V93H136ZM142 94V92H141ZM197 94V93H196ZM195 94V95H196ZM203 94V93H202ZM208 94V93H207ZM4 95V94H3ZM38 95V94H37ZM108 94L105 95V97L107 96ZM108 95V96H109ZM114 95V94H113ZM149 95V94H148ZM157 95V94H156ZM163 95V94H162ZM165 95V93H164ZM211 95V94H210ZM213 95V94H212ZM14 96H16V94H14ZM107 96V97H108ZM135 96V95H134ZM133 96V98H134ZM146 96V95H145ZM193 96V95H192ZM197 96V95H196ZM201 96V95H199ZM217 96V97H218ZM21 97V96H20ZM41 97V96H39ZM44 97V96H42ZM50 97V96H48ZM103 97V95H102ZM111 97V96H110ZM136 97V96H135ZM147 97V96H146ZM149 97V96H148ZM206 97H209L208 95ZM211 97V96H210ZM215 97V96H214ZM9 98V97H8ZM138 98V94H137V97ZM141 98V97H140ZM213 98V97H212ZM10 99V98H9ZM13 99V98H12ZM107 99V98H106ZM114 99V98H113ZM126 99V98H125ZM124 99V101H125ZM132 99V98H131ZM215 99V98H214ZM260 99V98H259ZM108 100V99H107ZM118 100V99H117ZM127 100V99H126ZM176 100V99H175ZM3 101V100H2ZM7 101V99H6ZM4 101L6 104H8V102ZM12 101V100H11ZM15 102L17 100H14ZM111 101V99H110ZM121 101H123V99L121 98ZM138 101H140V99H138ZM143 101V100H142ZM13 102V103H15ZM27 102V101H26ZM32 101H30V104L33 106V104L31 103ZM40 102V101H38ZM128 103V101H126ZM125 102V103H126ZM130 102V101H129ZM12 103V104H13ZM18 103V101H17ZM36 103H37V100H36ZM45 103V102H44ZM80 103V102H78ZM78 103H77V106H78ZM124 103V102H123ZM124 103V104H125ZM132 104V107H133V103L130 102ZM128 103V106L129 104ZM135 103V102H134ZM138 103V102H137ZM135 103V104H137ZM142 103V102H141ZM146 103V102H145ZM195 103V102H194ZM2 104V103H1ZM25 104V102L23 103ZM23 104H22V108H23ZM130 104V105H131ZM264 104V103H263ZM37 105H39L37 103ZM45 106V104H42ZM48 105V104H47ZM127 105V104H126ZM138 105H141L143 106L142 104H139ZM146 105V104H144ZM147 105V106H148ZM7 106V105H6ZM4 106V107H6ZM15 106V104H13V107ZM25 108H28L30 107V105L27 103L25 104ZM40 106V105H39ZM43 106V107H44ZM80 106V105H79ZM78 106V107H79ZM202 106V105H201ZM8 107H9V104H8ZM38 107V106H37ZM131 107V108H132ZM144 107V106H143ZM155 107V106H154ZM153 107V108H154ZM260 107V106H259ZM0 108H1V105H0ZM10 108H12V106H10ZM17 108V107H16ZM39 108V107H38ZM76 108V107H75ZM129 108V107H128ZM130 108V109H131ZM137 108V107H135ZM139 108V107H138ZM137 108V109H138ZM148 108V107H147ZM197 108V107H196ZM262 108V106H261ZM5 109V108H4ZM6 109L8 110V108L6 107ZM40 109V108H39ZM44 109V108H43ZM77 109V108H76ZM129 109V110H130ZM143 109V108H141ZM146 109V108H145ZM156 109V108H155ZM203 109V108H202ZM3 110V109H2ZM10 110V109H9ZM25 110V109H24ZM30 110V109H29ZM38 110V109H37ZM190 110V109H189ZM209 110V109H208ZM1 111V110H0ZM41 111V109H40ZM77 111V110H76ZM81 111V110H80ZM134 112H137L136 110H133ZM145 111V110H143ZM154 111V110H153ZM157 111V110H156ZM160 111V110H159ZM42 112V111H41ZM130 112V111H129ZM140 112V111H139ZM142 112V111H141ZM197 112V110H196ZM205 114H206V111H204ZM258 112V111H257ZM66 113V112H65ZM78 113V112H77ZM80 113V112H79ZM126 113V112H125ZM131 113V112H130ZM130 113L127 112V114L129 115ZM153 113V112H152ZM155 113V112H154ZM168 113V112H167ZM170 113V112H169ZM260 113V112H259ZM42 115V113H40ZM70 114V113H69ZM121 113H119V116H121L123 118L122 115H120ZM132 114L134 115V113L132 112ZM136 114V113H135ZM145 114V112L143 113ZM142 114V115H143ZM157 114V113H156ZM171 116H173L172 113H170ZM168 114V115H170ZM3 115V114H2ZM66 115V114H64ZM127 115V116H128ZM157 115H159L160 117H165V118H160V120H164L165 119V124L167 125V123L170 125L169 123V119L167 120L166 118V113L163 112H159ZM209 115V114H208ZM207 115V116H208ZM5 116V115H4ZM7 116V115H6ZM31 116V115H30ZM44 116V115H43ZM46 116V115H45ZM66 116H69L68 114ZM126 116V114L124 115ZM126 116V117H127ZM138 116V114H137ZM147 116V115H146ZM150 116V115H148ZM171 116H168L171 117ZM206 116V117H207ZM218 116H219V120H218ZM261 116V115H260ZM81 117V116H79ZM135 117V116H134ZM140 117V116H139ZM138 117V118H139ZM144 118V116H142ZM152 117V116H151ZM154 117L156 118L157 116L154 115ZM153 117V118H154ZM205 117V116H204ZM203 117V119H204ZM47 118V117H46ZM66 118V117H65ZM64 118V119H65ZM71 118V117H70ZM125 118V117H124ZM130 118V116H129ZM128 118V119H129ZM137 118V117H136ZM137 118V119H138ZM146 118V117H145ZM159 118V117H158ZM202 118V117H201ZM200 118V119H201ZM222 118V119H220ZM263 118V117H262ZM8 119V118H7ZM6 119V120H7ZM35 119V118H33ZM63 119V118H62ZM76 119V118H75ZM131 119H134L133 117H131ZM136 119V120H137ZM148 119V118H147ZM150 119V118H149ZM157 119V118H156ZM155 119V120H156ZM170 119H173L170 118ZM28 120V121H27ZM26 121L23 119L24 122H29V119H27ZM31 120V119H30ZM39 120V119H38ZM46 120V119H45ZM71 120V119H70ZM80 120V119H79ZM127 120V118H126ZM130 120V119H129ZM136 120L134 119L133 121L136 122ZM140 120V119H139ZM143 120V119H142ZM154 120V122H155ZM159 120V119H158ZM175 120H177L175 118ZM178 120V121H179ZM185 120V119H184ZM205 120V119H204ZM5 121V120H4ZM22 121V119L20 120V122ZM22 121V123H23ZM37 121V120H36ZM65 121V120H63ZM146 121V119H145ZM187 121V120H185ZM201 121V122H200ZM19 122V121H18ZM17 123V124H20ZM32 122V121H31ZM29 122V123H31ZM39 122V121H38ZM48 122V121H47ZM68 122L69 124V120L67 121L66 120V123ZM116 122L117 124L115 125L116 127H114L115 129V136L113 134L112 137H114L112 139L111 142H109V145L111 144L112 146L114 145V147L116 146L118 148V145L120 146V144L124 145V140L123 138H121L122 136H125L127 137L128 139H134L136 140V142H138L139 140L141 141H144L150 137H153L154 136H149V135H153V130H152V134H150L151 132L148 130L150 128H145L143 125H134V122L133 125L130 123L128 124V122L124 121V119L121 120V118L117 116L116 118ZM141 122V121H140ZM143 122V121H142ZM141 122V123H142ZM148 122V120L146 121ZM145 122V123H146ZM164 122H161V125L164 124ZM205 122V121H204ZM202 122V123H204ZM21 123V124H22ZM29 123H23L24 126H27V124ZM46 123V122H45ZM84 123V122H83ZM156 124H159V122H155ZM172 123V122H171ZM174 123V121H173ZM215 123V124H214ZM79 124V123H77ZM143 124V123H142ZM148 124V123H147ZM30 125V124H29ZM28 125V127H29ZM48 125V124H47ZM70 125V124H69ZM150 124H148L149 126ZM15 126V125H14ZM13 126V127H14ZM18 127L15 129V134L17 135L16 137H18L20 135L19 133V129L20 128H23V127H20L19 128V125H17ZM21 126V125H20ZM71 126V125H70ZM147 126V127H148ZM153 126V125H151ZM165 126V125H164ZM4 127V126H3ZM32 127V125H31ZM154 127V126H153ZM10 128V127H9ZM26 128V127H25ZM82 128V127H81ZM172 128V126H171ZM33 129V128H32ZM32 129H30L31 133L33 132ZM43 129V128H42ZM74 129L76 130V128L74 127ZM73 129V130H74ZM152 129V128H151ZM163 129V128H162ZM166 129V127H165ZM169 129V128H168ZM4 130V129H3ZM23 130V129H21ZM33 130H36V127L35 129ZM71 130V128H70ZM113 130V129H112ZM155 130V129H154ZM167 130V129H166ZM5 131V130H4ZM12 131V130H11ZM9 131V132H11ZM27 131L28 128H27ZM43 131V130H42ZM80 131V130H79ZM84 131V130H82ZM82 131L80 133H82ZM149 131V132H148ZM158 131H161L158 129ZM13 132V131H12ZM25 132V131H24ZM70 133H73L71 131H69ZM156 134H157V138L159 137V134L157 131H155ZM163 132V130H162ZM169 131H167L166 133H168ZM7 133H8V129H7ZM23 133V131H22ZM29 133V132H27ZM46 133V132H45ZM74 133H76L74 131ZM149 133V135H148ZM171 133V132H170ZM169 133V134H170ZM6 133L2 132V129L0 130V204L1 203H6V197L5 195L2 193V190H1V186L4 185L2 183H5L8 179L10 180V177L15 175V173L17 172V169L16 168V172H15V169L12 167V165L8 163H6L8 160H5L6 158V153H4V151L6 149H11L13 148L14 146V150L16 151V156L18 155H21L22 157H25V155H27L29 153L30 156H32L31 154L35 151H31L32 149L35 148H32L33 146H30L29 148V145H30V142L32 141H29L31 139L28 140V138L30 137V133H29V137H27V139H25V137L23 138V141H17L16 137L13 135H11V139L12 141H10L8 139V141H10L12 143V146H10L11 148H9V145H8V141L6 140L7 138H10L8 136L6 137L5 135ZM36 134V133H35ZM69 134V133H68ZM83 134V133H82ZM81 134V135H82ZM86 134V133H84ZM34 135V134H33ZM80 135V134H78ZM77 135V143L79 144V148H80V151L82 152V158L83 160H90L91 164L94 165L92 166L93 168L97 169L98 170V164H96V162H100V158H99V153H96V154H99V155H95L94 153H91L88 149H86V147L84 146V143L82 142V137L84 138V136H78ZM166 135V134H165ZM23 136H27L26 133L23 134ZM45 136V135H44ZM162 136V135H161ZM179 136V137H180ZM209 136V135H208ZM21 137V136H20ZM34 137V136H33ZM88 137V136H87ZM111 137V138H112ZM165 136H163L164 138ZM173 137V136H172ZM180 137V138H181ZM207 137V136H205ZM16 138V139H15ZM75 138V139H76ZM126 138V139H127ZM160 138V137H159ZM158 138V139H159ZM184 138V137H183ZM191 138H188V139H191ZM43 139V138H42ZM87 139V138H86ZM152 139V138H150ZM155 139V138H154ZM162 139V138H161ZM169 139L172 140V138L170 137ZM194 139V138H193ZM202 139V138H201ZM245 139H247V141L245 142ZM45 140V139H43ZM138 140V141H137ZM156 140V139H155ZM154 140V141H155ZM175 140V139H174ZM186 140V138H185ZM205 140V138H204ZM208 140V139H207ZM256 140V141H255ZM38 141V140H36ZM71 141H74V138L73 140ZM84 141V139H83ZM130 141V140H129ZM139 141V143H141ZM153 139L152 141L150 140V143L151 145H153L152 142H154ZM166 141V140H165ZM9 142V143H10ZM20 142H23L24 145H22ZM86 142V141H85ZM131 142V141H130ZM164 141H162L163 143ZM213 142V141H212ZM219 142V141H218ZM221 142V141H220ZM73 143V142H72ZM145 143V141H144ZM142 143V146L141 147V150H143L142 147H146L147 144L145 143ZM157 143V142H156ZM173 143V141H172ZM175 143V141H174ZM118 144V145H117ZM164 144V143H163ZM171 144V143H170ZM205 144V143H204ZM223 144V143H221ZM75 145V144H74ZM110 145V146H111ZM122 145L120 146L122 149ZM126 145L127 143H125L124 147L126 148ZM144 145V146H143ZM146 145V146H145ZM156 145V144H155ZM160 144L158 143V146ZM162 145V144H161ZM160 145V147H161ZM172 145V144H171ZM177 145V144H176ZM201 145V144H200ZM215 145V144H214ZM218 145V144H216ZM220 145V144H219ZM78 146V145H77ZM76 146V148H77ZM137 145L135 146H132V147H136ZM202 146V145H201ZM43 147V146H42ZM139 148V146H137ZM163 147V146H162ZM176 147V146H175ZM219 147V146H218ZM32 148V149H31ZM113 148V147H112ZM119 148L118 150L120 151ZM124 148V149H125ZM128 148V146H127ZM154 148V147H153ZM209 148H214L213 147V144L212 143H209V145L207 146V149L205 151H207ZM217 148V146H216ZM256 149V151L254 152V150ZM41 149V148H40ZM104 148H102L103 150ZM121 149V150H122ZM123 149V150H124ZM145 149V148H144ZM147 151H148V148L146 147ZM145 149V151H146ZM157 148L155 147V150ZM159 149V148H158ZM157 149V151H158ZM161 149V148H160ZM159 149V150H160ZM200 149V147H199ZM215 149V148H214ZM36 150V149H35ZM107 150V149H106ZM138 150V149H137ZM140 150V149H139ZM154 150V152H155ZM12 151V150H11ZM9 151V153L11 152ZM13 151V152H15ZM76 151V150H75ZM96 152H100V150L98 149H95ZM126 151V150H125ZM157 151L155 153H157ZM164 152L165 156L167 155L166 152L164 150L161 149V152ZM200 151V150H199ZM204 151V150H203ZM202 151V152H203ZM32 152V153H31ZM80 152V153H81ZM106 152V151H105ZM130 152V151H129ZM128 152V153H129ZM139 152V151H138ZM144 152V150H143ZM151 152V151H150ZM148 151V153H150ZM163 152L162 154L160 153V151L158 153H160L161 155H163ZM201 152V151H200ZM199 152V153H200ZM12 153V152H11ZM36 153V152H35ZM35 153L33 154V156L35 155ZM120 153H122L120 151ZM124 153V151H123ZM122 153V154H123ZM147 153V152H146ZM212 153V152H211ZM39 154V152H38ZM45 154V153H44ZM138 154V153H137ZM145 154V152H144ZM201 154V153H200ZM199 154V155H200ZM210 154V153H209ZM6 155V156H5ZM11 155V154H10ZM14 154H12V158L13 160H15V155L13 156ZM24 155V156H23ZM125 155V153H124ZM127 151H126V156H127ZM149 155V154H147ZM146 155V156H147ZM157 155V154H156ZM161 155H160V158H161ZM198 155V154H197ZM256 155V153H255ZM29 156V157H30ZM142 156V155H141ZM164 156V155H163ZM28 157V158H29ZM91 157V158H90ZM143 157V156H142ZM142 157L140 158V156L138 157L137 155L135 156V158H138V161L140 162L143 161ZM167 157V156H166ZM198 157V156H197ZM203 157V155L201 156ZM200 156L198 157L201 158ZM11 158V157H9ZM27 158V156H26ZM27 158V159H28ZM126 158V157H125ZM128 158V157H127ZM134 158V159H135ZM150 158V157H147V159ZM159 158V159H160ZM163 158V157H162ZM196 158V157H195ZM193 158V160L195 159ZM248 158V160H247ZM249 158H251L250 160H252V162L249 164L247 162H249ZM7 159V158H6ZM38 159V158H36ZM45 159V158H44ZM151 159V158H150ZM167 159V158H165ZM165 159H162V161H165ZM203 159V158H202ZM12 160V162H13ZM19 160V159H18ZM11 161V160H9ZM16 161V160H15ZM15 161H14V164H15ZM23 161V160H22ZM150 161V160H149ZM161 161V160H160ZM161 161V162H162ZM201 161V159L199 160ZM205 161V160H204ZM213 161H215L213 159ZM247 161V162H246ZM18 162V161H16ZM84 162V161H83ZM95 162V163H94ZM133 162V160H132ZM131 162V163H132ZM147 163V161H145ZM185 162V161H184ZM192 162V161H191ZM188 163V164H191ZM216 162V161H215ZM18 163H21L20 161ZM23 163V162H22ZM41 163V162H40ZM99 163V164H100ZM130 163V164H131ZM141 163V162H140ZM150 163V162H149ZM186 164H183V165H187V161L185 162ZM194 163V161H193ZM196 163V161H195ZM214 163V162H213ZM13 164V165H14ZM88 164V163H86ZM85 164V165H86ZM142 164V163H141ZM152 164V163H151ZM150 164V165H151ZM155 164V163H154ZM199 166H200V163L198 162L197 163ZM201 164L203 165L202 161H201ZM17 165V164H16ZM22 166V164H20ZM28 165V164H26ZM25 165V167H26ZM59 165V164H58ZM129 165V164H128ZM133 165H136L135 162L134 164H131V166ZM143 165H144V161H143ZM160 164L158 165H153L152 167H150V174L152 173V176L154 180L158 183L159 181V185L160 184H168V181L171 182L170 180L167 181V176H163L161 173L162 170H160V167H159ZM201 165V166H202ZM212 165V164H211ZM53 165H51L52 167ZM138 167V165H136ZM187 166H191V165H187ZM16 167V166H15ZM85 167V166H84ZM89 166H87L88 168ZM90 167V169L92 168ZM102 167V166H101ZM129 167V166H127ZM134 167V166H133ZM140 167V165H139ZM138 167V168H139ZM146 167V166H145ZM184 167V166H183ZM182 167V169H183ZM188 167V168H189ZM20 168V166H19ZM24 168V166H23ZM22 168V169H23ZM29 168V166H28ZM57 168V167H56ZM60 168V166H59ZM59 168L58 170H55L54 168V175H55V172L58 171L59 172ZM86 168V169H87ZM143 168V167H142ZM186 168V167H185ZM184 168V169H185ZM204 168V167H203ZM46 169V168H44ZM62 168H60L61 170ZM90 169L88 168V171L87 173L89 174L90 172ZM131 169V168H130ZM144 169V168H143ZM162 169V168H161ZM183 169V170H184ZM202 169V168H200ZM26 170V168H25ZM25 170L23 172H25ZM33 170V169H31ZM47 170V169H46ZM49 170V169H48ZM47 170V171H48ZM53 170V168L51 169ZM93 170V169H92ZM91 170V171H92ZM101 170V169H100ZM127 170V169H126ZM129 170V169H128ZM142 170V169H141ZM190 170V169H189ZM204 170V169H203ZM212 170V169H211ZM21 171V170H20ZM19 171V172H20ZM28 171H30L28 169ZM46 171V173H48ZM50 171V170H49ZM188 171V170H187ZM21 172L20 174H25ZM27 172V170H26ZM44 172V173H43ZM42 172V175H47L45 173V170H43ZM72 172V171H71ZM94 172V171H93ZM92 172V173H93ZM117 172V171H116ZM115 174L111 171L110 172V175L112 176V174L114 176H116L117 174ZM137 172V170H136ZM139 172V171H138ZM142 172V171H141ZM139 172V173H141ZM146 172V171H144ZM148 172V171H147ZM200 172H203L202 170ZM206 172V171H205ZM18 173V172H17ZM35 173V172H34ZM32 171L31 173L27 172L26 175H29L31 174H34ZM51 173V172H50ZM91 173V172H90ZM127 173V172H126ZM131 173V172H130ZM129 173V174H130ZM133 173V171H132ZM138 174H135V171H134V175H131L129 176L128 174V178L127 177H124V178H127V180L130 182L129 184H131V187L138 184V182L140 181V184H142V187L144 190V185H146L147 183H149V186L147 188V191L151 188L156 194L159 195H163V193L161 191H159L157 189V183L156 182H152L150 183V178H148L146 176V178H143L141 177V175ZM143 173V172H142ZM184 173V172H183ZM210 173V172H209ZM74 174V173H73ZM147 174V173H146ZM202 174V173H200ZM19 175V174H18ZM17 177H20L18 176ZM22 175V176H23ZM52 175V174H50ZM53 176H49L51 179H54ZM90 175V174H89ZM89 175L87 176V178L89 177ZM94 175V174H93ZM92 175V176H93ZM99 175V174H98ZM149 175V174H147ZM21 176V177H22ZM36 176V175H34ZM59 176V175H58ZM75 176V175H74ZM96 176V175H95ZM94 176V177H95ZM110 176V177H111ZM113 176V178H114ZM150 176V175H149ZM170 176V175H169ZM14 177V176H13ZM16 177V176H15ZM22 178H25L26 181H29L30 178H28V176L26 177H22ZM43 177V176H42ZM46 176H44L43 178L45 179ZM48 177V176H47ZM28 178V179H27ZM36 178V177H35ZM49 178V179H50ZM79 178V177H78ZM77 178V180H78ZM116 178V177H115ZM119 175H118V178L117 180L120 181L119 179ZM122 178V177H121ZM123 178V179H124ZM206 178V177H205ZM11 179L13 180V178L11 177ZM19 179V178H18ZM19 179V180H20ZM24 179V180H25ZM84 179V178H82ZM86 179V178H85ZM84 179V180H85ZM96 179V182H97V178ZM100 179V178H99ZM112 179V178H111ZM204 179V178H203ZM17 180V179H16ZM23 180V179H22ZM48 179H46L47 181ZM57 180H61L62 182V179L59 177L57 178ZM56 180V181H57ZM76 180V179H75ZM76 180V181H77ZM88 180V179H87ZM113 180H116V179H113ZM36 181V180H35ZM35 181H34V177L33 179L29 182H26V184L24 185H27V183H29L30 185V189L32 190L31 192L34 193V189H35ZM79 181H80V178H79ZM101 181V179H100ZM100 181H98V183H100ZM122 181V179H121ZM126 181V180H124ZM25 183V181H23ZM22 182V183H23ZM49 183L51 182V184L53 185V181H48ZM48 182H46L48 184ZM67 182H70V180H67ZM82 182V183H81ZM145 182V183H144ZM11 183V181L9 182ZM18 183H21L18 182ZM54 183L55 180H54ZM59 183V182H57ZM78 183V182H76ZM76 183L75 185H73V187L76 186ZM94 185H95V181L93 182ZM8 185V183H6ZM68 184H71L70 186L72 187V182L71 183H68ZM82 184L81 187H83V180L80 181V183L77 185L80 187V185ZM92 184V183H91ZM120 184V183H119ZM123 184V183H122ZM125 184V183H124ZM140 184L138 185V187L140 186ZM170 184V183H169ZM17 186V184H15ZM21 185V184H19ZM18 185V186H19ZM29 185H27L29 187ZM37 185V184H36ZM50 185V184H48ZM128 185V184H127ZM171 185V184H170ZM6 186V185H4ZM124 187V185H122ZM126 186V185H125ZM130 186V185H128ZM26 187V186H25ZM38 187V186H37ZM80 187L81 191L83 190L82 188ZM85 187V185H84ZM83 187V188H84ZM92 187V186H91ZM114 187V186H113ZM147 187V186H146ZM156 187V188H155ZM161 186H159L158 188H160ZM162 187H166V185H162ZM79 191V188L76 187ZM94 188V186H93ZM93 188H91L93 190ZM96 188V187H95ZM121 187H119L120 189ZM136 188V187H134ZM141 188V187H140ZM170 188V186H169ZM168 188V189H169ZM173 188V187H171ZM55 189V188H54ZM59 189V188H58ZM68 190H70L68 187H67ZM76 189V190H77ZM85 189V188H84ZM167 189V190H168ZM173 189V190H174ZM8 190V189H7ZM66 190V189H65ZM73 190V189H72ZM75 188L73 190V195L75 196V192H78L76 191ZM86 190V189H85ZM118 190V188H117ZM128 190V189H127ZM137 190V189H136ZM166 190V191H167ZM26 191V190H25ZM37 191V190H36ZM84 191V190H83ZM88 191V190H87ZM96 191V190H94ZM115 191V190H114ZM171 189L168 191L170 192ZM23 192V191H22ZM27 195H31V193L29 192V189H27ZM101 192V191H100ZM125 192V191H124ZM139 192V191H138ZM137 192V193H138ZM140 192H143V191H140ZM167 192V193H168ZM173 192V191H172ZM173 192V193H174ZM38 193V191H37ZM36 193V194H37ZM70 193V191H69ZM90 193V192H89ZM92 193H94L92 191ZM90 193V194H92ZM99 193V192H98ZM97 193V194H98ZM119 193V192H118ZM129 193V192H128ZM127 193V194H128ZM132 193V192H131ZM129 193V194H131ZM136 193V192H135ZM146 193V191L144 192ZM153 193V194H154ZM166 193V192H165ZM164 193V194H165ZM174 193V194H175ZM78 194V193H77ZM96 194V193H95ZM116 194V193H114ZM126 194V195H127ZM133 194V193H132ZM139 194V193H138ZM143 194V193H142ZM149 194V192H148ZM38 195V194H37ZM36 195V196H37ZM61 195V194H60ZM69 195H72V194H69ZM81 195V194H80ZM79 195V196H80ZM83 195V194H82ZM94 195V194H93ZM117 195V194H116ZM115 195V196H116ZM135 195V194H134ZM137 195V194H136ZM166 195V194H165ZM9 196V195H8ZM35 196V194H34ZM33 196V197H34ZM130 196V195H129ZM142 196V195H141ZM139 196V197H141ZM144 196H146V194H144ZM167 196V195H166ZM165 196V197H166ZM25 197V196H24ZM31 196V198L29 197V199H32L33 198ZM38 197V196H37ZM99 197V196H98ZM132 197V196H131ZM136 197V196H135ZM134 197V199H135ZM138 197V196H137ZM136 197V198H137ZM138 197V199H139ZM143 197V196H142ZM141 197V198H142ZM148 197V195H147ZM164 197V195L162 196ZM26 198V197H25ZM28 198V196H27ZM35 198V197H34ZM56 198V197H55ZM82 199V197H80ZM127 198L129 199V197L127 196ZM133 198V197H132ZM130 198V199H132ZM150 198V197H149ZM178 198V197H177ZM28 199V200H29ZM58 199V198H57ZM86 199V198H85ZM106 197L104 196V199L105 200ZM124 199H126L124 197ZM129 199V201H130ZM145 199V198H143ZM34 200V199H33ZM33 200H31L33 202ZM38 200V198H37ZM80 199L78 198L77 201H79ZM110 198L107 200L109 201ZM141 200V199H140ZM150 200V199H149ZM8 201V199H7ZM10 201H11V198H10ZM26 201V200H25ZM30 200L27 201L28 204L29 203H32ZM36 201V199L34 200ZM90 201V200H89ZM142 201V200H141ZM64 202V201H63ZM81 202V201H80ZM98 202V200L96 201ZM127 202V200H126ZM134 203V200L132 201ZM8 203V202H7ZM6 203V205H7ZM11 203H14L13 201H11ZM11 203L10 206H11ZM36 203V202H35ZM34 203V204H35ZM83 203V202H82ZM82 203L81 205L77 204V202L75 203L76 204V207L80 206L81 209H82ZM94 204V202H92ZM129 203V202H128ZM152 203V201H151ZM8 204V205H9ZM27 204V206H28ZM37 204V203H36ZM47 204V203H46ZM85 204V202L83 203ZM109 204V203H108ZM111 204V203H110ZM138 206H139V203H137ZM155 204V203H153ZM5 205V204H4ZM3 205V206H4ZM4 207V209L8 208V206ZM14 205V204H13ZM103 205V204H102ZM133 205V204H132ZM152 205V204H151ZM157 204H155L154 206H156ZM174 205V204H173ZM172 205V206H173ZM175 205L177 206V204L175 203ZM9 206V207H10ZM31 206V204H29V207ZM33 206V204H32ZM31 206V207H32ZM108 206V205H107ZM110 206V205H109ZM153 206V205H152ZM153 206V209H155V207ZM158 206V205H157ZM79 207V208H80ZM141 207V206H140ZM161 207V206H160ZM237 207H239L237 205ZM11 208H14L11 206ZM34 208H36V205L34 206ZM85 208V207H84ZM131 208V206H130ZM133 208V207H132ZM131 208V209H132ZM159 208V207H158ZM155 211V210H152L156 213H159L158 212V209ZM174 208V207H172ZM31 209V208H30ZM29 209V211H30ZM59 209V208H58ZM140 209V208H139ZM137 210V209H136ZM229 210L231 211V207H229ZM240 210V209H239ZM34 211V210H33ZM45 211V210H44ZM43 211V212H44ZM49 211V210H48ZM80 212V209L78 210ZM138 211V210H137ZM142 211V209H141ZM140 211V212H141ZM6 212V211H5ZM39 212V211H38ZM42 212V211H40ZM42 212V214H43ZM69 212V211H68ZM171 212V211H170ZM169 212V213H170ZM47 212H45L44 215H46ZM87 213V212H86ZM145 213H147L145 211ZM155 213V214H156ZM171 213V214H172ZM89 214V213H88ZM138 214V213H137ZM136 214V215H137ZM172 214V217H174ZM2 215V214H1ZM37 215V214H36ZM140 215V213H139ZM147 215V214H146ZM187 215V218H191L192 216L187 212L186 213ZM39 216V215H38ZM48 216V214H47ZM46 216V217H47ZM66 216V215H65ZM142 216V215H141ZM158 216V215H157ZM3 217V215H2ZM1 217V218H2ZM21 217V215H20ZM19 217V218H20ZM37 217V216H36ZM41 217V216H40ZM69 217V216H68ZM139 217V216H138ZM155 217V216H154ZM159 217V216H158ZM39 218V217H38ZM56 218V217H55ZM3 219V218H2ZM1 219V220H2ZM6 219V218H5ZM91 220V219H90ZM89 220V222H90ZM3 221V220H2ZM41 221V220H40ZM6 222V220H5ZM33 222V221H32ZM38 222V221H37ZM44 222V221H43ZM88 222V221H87ZM3 223V222H2ZM9 223V222H8ZM24 223V222H23ZM38 224V223H37ZM42 224V223H41ZM169 229H172V231H174L175 229V226L171 223V222H165L164 223ZM2 225V224H1ZM4 226V224H3ZM10 226V225H9ZM40 226V224H39ZM165 226V227H166ZM80 227V226H79ZM4 228V227H3ZM9 229V227H7ZM11 228V227H10ZM23 228V226H22ZM38 228V227H37ZM93 228V226H92ZM105 228V227H104ZM5 229V228H4ZM33 229V228H32ZM94 229V228H93ZM14 230V229H13ZM12 230V231H13ZM22 230V229H21ZM30 230V229H29ZM18 231V230H17ZM26 231H28V229H26ZM31 231V230H30ZM66 231V230H65ZM91 233H92V229L90 230ZM89 231V233H90ZM3 232V231H2ZM26 233V232H25ZM30 233V232H29ZM65 233V232H64ZM88 233V232H86ZM88 233V234H89ZM254 233H258V231L254 232ZM3 234V233H2ZM20 234V233H19ZM32 234V233H31ZM41 234V233H40ZM43 234V233H42ZM52 234V233H51ZM93 234V233H92ZM21 235V234H20ZM67 235V234H66ZM87 235V234H85ZM47 236V235H46ZM128 236V234H127ZM167 236V235H165ZM164 236V238H165ZM91 237V236H90ZM179 239H181V244L178 246V249H177V252L174 253L172 249H168V244L164 243L163 246H162V250L161 252H169L168 256H166V258H168V262L169 264H189L191 262H193L194 264H212V261L214 260V258H216L218 260V264H234L236 263L234 258H235V252L232 251L231 249L229 250V247L232 245H227L228 248H226L227 246L224 245V247L222 249H218L219 247V241L215 240L214 244H213V247H212V244H210V242L213 243V240L214 239H211V237L209 236H201L198 241L194 238H191L190 236L188 235H178L177 236ZM176 237V238H177ZM57 238V237H56ZM61 239V238H60ZM76 239V238H75ZM173 239V238H171ZM95 241V240H94ZM65 245V244H64ZM131 245V244H130ZM137 246V244H136ZM201 251L204 250V252L208 255V257L206 258H201L198 254V247ZM212 248H211V247ZM226 246V247H225ZM82 247V246H81ZM197 247V248H196ZM201 247V248H200ZM212 250H210V248ZM65 248H66V245H65ZM225 248V249H224ZM129 249V248H128ZM224 249V251H223ZM67 250V248H66ZM199 250V251H200ZM213 252V254L211 255L210 252ZM219 251H223L224 253H222L221 255H219ZM86 252V251H84ZM129 252V251H128ZM131 252V251H130ZM136 252V251H135ZM215 253V254H214ZM69 254V253H68ZM72 254V253H71ZM80 254V253H79ZM136 254V253H135ZM134 254V256H135ZM128 255V254H127ZM131 255V254H130ZM214 257V258H213ZM243 257V256H242ZM256 257L257 259V255L255 256V251L252 250V249H249L248 252H247V255H245V262L242 261V259L239 261L238 264H245L246 261L248 262V264H252V258L254 259ZM134 258V257H133ZM131 257H129V259L131 260H127L128 262L129 261H132ZM154 258V257H153ZM165 258V259H166ZM137 259V258H135ZM164 259V260H165ZM213 259V260H212ZM240 259V258H239ZM238 259V260H239ZM243 259V260H244ZM162 260V259H161ZM236 260V261H238ZM135 261V260H134ZM137 261V260H136ZM151 261V260H149ZM216 261V260H215ZM127 262V263H128ZM126 263V264H127ZM133 263V262H132ZM130 262V264H132ZM98 264V262H97ZM105 264V263H104ZM136 264V263H135ZM247 264V263H246Z\"/></svg>",
	"mask_w": 264,
	"mask_h": 264
}]
</instances>
